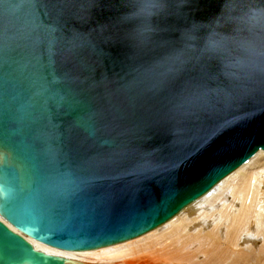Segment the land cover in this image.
Segmentation results:
<instances>
[{
  "label": "water",
  "instance_id": "1",
  "mask_svg": "<svg viewBox=\"0 0 264 264\" xmlns=\"http://www.w3.org/2000/svg\"><path fill=\"white\" fill-rule=\"evenodd\" d=\"M0 0V213L62 248L141 234L264 148L242 23L264 0ZM0 264H65L0 222Z\"/></svg>",
  "mask_w": 264,
  "mask_h": 264
},
{
  "label": "bare ground",
  "instance_id": "2",
  "mask_svg": "<svg viewBox=\"0 0 264 264\" xmlns=\"http://www.w3.org/2000/svg\"><path fill=\"white\" fill-rule=\"evenodd\" d=\"M0 222L65 264H264V148L155 227L92 248H62ZM10 251L0 238V256Z\"/></svg>",
  "mask_w": 264,
  "mask_h": 264
},
{
  "label": "clouds",
  "instance_id": "3",
  "mask_svg": "<svg viewBox=\"0 0 264 264\" xmlns=\"http://www.w3.org/2000/svg\"><path fill=\"white\" fill-rule=\"evenodd\" d=\"M164 7V0H159V11ZM242 23L248 33L243 50L248 56L249 67L256 75L264 77V9H250Z\"/></svg>",
  "mask_w": 264,
  "mask_h": 264
},
{
  "label": "rangeland",
  "instance_id": "4",
  "mask_svg": "<svg viewBox=\"0 0 264 264\" xmlns=\"http://www.w3.org/2000/svg\"><path fill=\"white\" fill-rule=\"evenodd\" d=\"M133 238V237H132Z\"/></svg>",
  "mask_w": 264,
  "mask_h": 264
}]
</instances>
